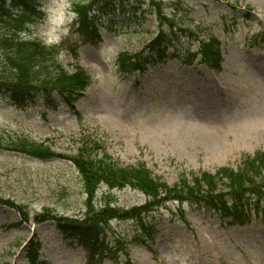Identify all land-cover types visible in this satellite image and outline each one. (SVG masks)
Here are the masks:
<instances>
[{"label":"rangeland","instance_id":"rangeland-1","mask_svg":"<svg viewBox=\"0 0 264 264\" xmlns=\"http://www.w3.org/2000/svg\"><path fill=\"white\" fill-rule=\"evenodd\" d=\"M80 1L91 29H75L80 35L62 42L63 55L48 49L64 69L89 75L82 97L49 107L39 98L15 104L0 94V143L27 138L61 156L0 148V264H264V200L248 192L236 210L229 196L227 205L209 210L192 199L151 204L142 215L148 237L137 221L110 218L99 226L110 251L103 258H89L79 238L58 227L109 201L104 185L93 197L83 188L73 157L86 144L93 143L91 155L120 166L144 163L169 186L182 174L251 171L244 163L264 154V0ZM165 16L176 35L161 60L151 59L143 49L166 30ZM12 31L7 18L0 21V36ZM207 36L219 42L217 69L197 53ZM139 53L149 61L146 70L124 73L123 57ZM4 61L1 55L0 69ZM199 95L213 102L224 130L217 154L181 132L205 113L193 99ZM109 194L123 210L149 201L129 187Z\"/></svg>","mask_w":264,"mask_h":264},{"label":"trees","instance_id":"trees-1","mask_svg":"<svg viewBox=\"0 0 264 264\" xmlns=\"http://www.w3.org/2000/svg\"><path fill=\"white\" fill-rule=\"evenodd\" d=\"M12 5H22L24 14L13 16L4 6V0H0V21L7 18L12 30L19 29L25 19L41 15L37 10L36 0H12ZM83 7L82 1L76 2V8L80 13L79 26L91 29L92 26L86 23L88 13ZM164 18L166 30L160 31L143 49L144 54L151 59L161 60L169 49L167 45L173 44L176 35L175 23L167 16ZM164 39L166 41H163ZM197 47L200 62L211 69H217L220 63L219 42L207 36L205 41L198 43ZM0 50V56L2 55L5 60L4 66L0 69V94L15 104L31 103L39 98L49 107L57 106L59 102L72 105L82 97L90 83L89 75L84 70L64 69L53 58L52 50L43 47L36 40L18 39L15 31L9 35L0 36ZM140 55L139 53V55L123 57L125 59L121 60V70L124 73L143 72L149 61L146 58H140ZM92 145L93 143L83 145L73 160L83 178L86 194L93 197L100 186L104 185L106 190L103 192L104 197L109 198V201H104L97 211H92L89 207V213L83 220L65 219L58 225L59 230L64 234H73L79 238L78 244L89 258L95 255L103 258L110 252L106 245L108 243L104 239L105 231L99 227L110 218L133 219L140 226L141 237H148L151 227L144 222L143 212L149 211L151 204L158 205L162 200L192 199L208 206L203 207L207 210L215 208L214 206L227 205L224 201L225 196L231 198L229 207L236 210L242 204L239 196L247 192L264 200L262 192L264 154L257 153L254 158L244 163L250 168L249 172L245 168L233 170L223 167L214 174L207 172L182 174L177 184L169 186L142 162L127 167L117 165L114 161L107 159V156L91 155ZM0 148L12 149L42 159L61 157L45 144L27 138L11 139L9 145L0 143ZM220 185L223 189H219ZM124 187L142 193L149 200L148 204L124 210L112 206V195L109 191L121 190ZM224 188L227 190L224 191ZM40 220L38 219L37 222ZM139 241L141 246H146L145 240ZM115 246H119L118 239L113 244V247ZM126 259L128 260V255Z\"/></svg>","mask_w":264,"mask_h":264},{"label":"clouds","instance_id":"clouds-1","mask_svg":"<svg viewBox=\"0 0 264 264\" xmlns=\"http://www.w3.org/2000/svg\"><path fill=\"white\" fill-rule=\"evenodd\" d=\"M77 0H40L37 10L39 17L25 19L19 29H14L20 40H37L45 48H56L59 55L65 49L62 42L69 37L78 38L80 13L76 8ZM86 2V0H84ZM4 6L13 16L24 14L22 5H12V0H4ZM94 11V10H93ZM92 13L90 12L89 15ZM173 258L169 257L171 262ZM179 264H184L181 260Z\"/></svg>","mask_w":264,"mask_h":264},{"label":"bare ground","instance_id":"bare-ground-1","mask_svg":"<svg viewBox=\"0 0 264 264\" xmlns=\"http://www.w3.org/2000/svg\"><path fill=\"white\" fill-rule=\"evenodd\" d=\"M193 99L201 101L199 107H202V111L205 113L196 116V120L194 122L185 123L181 132L185 134L186 138H190L191 140L201 143L210 152L217 154L223 148L224 136V130L219 123L217 111L212 106L213 102L208 103V99L203 96L199 95Z\"/></svg>","mask_w":264,"mask_h":264}]
</instances>
